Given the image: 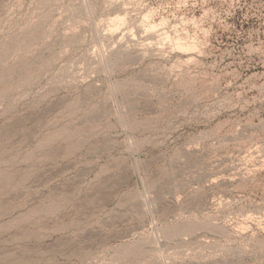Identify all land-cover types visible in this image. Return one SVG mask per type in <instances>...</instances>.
Segmentation results:
<instances>
[{
	"label": "rangeland",
	"instance_id": "1",
	"mask_svg": "<svg viewBox=\"0 0 264 264\" xmlns=\"http://www.w3.org/2000/svg\"><path fill=\"white\" fill-rule=\"evenodd\" d=\"M0 264H264V0H0Z\"/></svg>",
	"mask_w": 264,
	"mask_h": 264
}]
</instances>
